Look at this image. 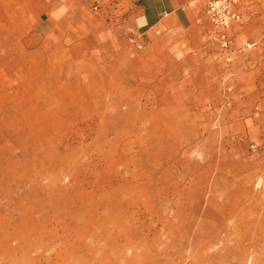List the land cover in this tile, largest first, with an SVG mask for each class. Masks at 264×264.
<instances>
[{
    "label": "rangeland",
    "instance_id": "obj_1",
    "mask_svg": "<svg viewBox=\"0 0 264 264\" xmlns=\"http://www.w3.org/2000/svg\"><path fill=\"white\" fill-rule=\"evenodd\" d=\"M58 5L64 16L51 22L50 9ZM134 6V0H0V264L17 263L8 258L17 247L11 237L24 235L25 227L36 232L30 219L37 214L27 207L18 216L16 202H10L16 184L58 169L65 165L60 158L73 152L82 153L75 175L61 176L55 193L47 190L48 180L39 181L41 194L28 200H38L50 216L58 207L69 215L82 208L84 223H78L79 231L59 227L56 244L45 247L39 264H111L118 248L109 246L114 238L104 235L108 222L101 225L105 217L98 218L90 200L119 188L134 200L124 203L120 196L116 202L124 204L128 226L146 241L144 252L154 253L152 245L166 242L170 227L181 234L194 201L203 203L210 190L220 200L229 188L230 203L264 221L259 32L252 33L249 50L245 42L237 44L238 52L251 54L252 73L236 76L229 89L226 81L233 76L220 73L212 57L191 58L194 50L186 45L154 42L137 28ZM254 12L253 22L264 24V14ZM47 103L65 109L54 132L46 130ZM113 125L121 129L117 139ZM52 148L58 159L50 167L45 157ZM104 215L114 222L118 217ZM47 230L39 224L37 234ZM70 237H81L87 246H68L74 244Z\"/></svg>",
    "mask_w": 264,
    "mask_h": 264
},
{
    "label": "bare ground",
    "instance_id": "obj_2",
    "mask_svg": "<svg viewBox=\"0 0 264 264\" xmlns=\"http://www.w3.org/2000/svg\"><path fill=\"white\" fill-rule=\"evenodd\" d=\"M47 80L51 81V77L47 78ZM50 85L51 83L48 81L47 87ZM107 109V105H102V113H106ZM111 109L113 112H117V105L111 106ZM42 110L51 115L48 119L46 130L54 132L59 124L58 121L61 119L59 116H61L62 110H65L64 107L61 108L57 103L54 105L47 103L42 107ZM43 115L45 114L41 116ZM113 121L118 124L121 121L119 115H116ZM134 125L132 124L131 128ZM101 128V126H98L100 132ZM128 129L130 130V128ZM119 130L121 131L120 127L116 125L111 128L115 139L121 137L119 136L121 134ZM127 132L125 131V133ZM103 135L105 134L102 133L101 140L106 144V138ZM41 137L47 140L50 136L42 134ZM158 142L160 140H157ZM95 146L99 151L101 147L97 144ZM56 154L57 151L53 149L50 151V155L45 157L50 167L58 159ZM81 154L73 152L70 155H63L60 161L66 166L61 164L56 170H54L55 166H53L50 168L52 170L50 172L42 171L38 177L32 178L28 176V179H23L24 183H20V179L16 184L10 198V202L14 200L17 204L15 208L19 211H15L16 214L22 216L27 207L30 208L31 213L37 214V217H31L30 219L31 228L36 229V232L25 227L23 229L24 235L11 237L17 243V247L15 251L8 255V258L13 262L17 260L16 264H39V258L45 252V247L50 244H56L57 229L59 227L64 229L68 227L71 230L79 231L78 223H84L82 208L78 209L79 215H69L67 209L58 207L56 214L53 213L50 216L47 215L48 211L41 207L38 200H28L31 195L41 194L39 181L48 180L49 182L46 186L51 193L60 191L57 190L59 178L61 176L69 177V175H75L77 169L75 165L78 164ZM152 165L154 166V164ZM228 190L229 188H223V193L219 195L220 200L216 199L214 194H212L213 190L209 191V195L203 203L195 200V206L186 229L181 234H178L174 228H168V240L161 244L157 242V244L152 245L156 248L154 253H150L147 250L144 252L148 247L146 246V241L141 239V237L139 238L136 228L128 226L125 221L126 210L124 204L122 208L116 202L117 197L121 196L126 199L124 203L133 204L134 200L129 192L119 188V190H115L111 194L101 193L93 196L90 202H93L92 211H95L98 218L100 216L105 217L101 225L104 221L108 222L104 235L107 238H114L113 240L117 239L115 243L111 239L112 243L108 244L113 249L114 247L115 249L118 248L117 252L113 254V258L110 261L111 264L112 262L113 264H245L247 261L251 264H264V221L259 219L252 220L253 215L243 206L237 207V202L230 203L228 196H226ZM177 210L181 212L183 210L182 205L178 206ZM105 213H114L118 217H116L114 222L111 221L112 218H109L108 215H104ZM44 215H46V219H44ZM198 218L200 219L198 220ZM39 224L42 228L47 227V232L37 234ZM95 226L98 225L95 224ZM71 239L74 240V244L68 243V246H87L83 244L81 237ZM118 239L122 241H118ZM71 252L73 253L74 251ZM159 252H163L162 255H158ZM3 255H5V252L2 251L0 257Z\"/></svg>",
    "mask_w": 264,
    "mask_h": 264
},
{
    "label": "crops",
    "instance_id": "obj_3",
    "mask_svg": "<svg viewBox=\"0 0 264 264\" xmlns=\"http://www.w3.org/2000/svg\"><path fill=\"white\" fill-rule=\"evenodd\" d=\"M134 3V24L137 28L153 37L154 42L162 38L186 45V48L194 50L191 58L212 57L216 60L220 73L225 69L233 76L226 81L229 89L235 88L236 76L239 78L240 75H251V54L238 52L240 47L237 44H251L252 33L257 31L260 34L258 40L264 43V24L257 25L251 19L255 14L254 10H258V14H264V7L254 0H244L242 18L228 32L231 39L229 51H223L219 47L215 30L203 19L204 0H134ZM59 7L50 9L51 22L63 18ZM260 55L264 56V48ZM196 68L198 71L202 68L203 72L202 66ZM231 97H235L234 93Z\"/></svg>",
    "mask_w": 264,
    "mask_h": 264
},
{
    "label": "built area",
    "instance_id": "obj_4",
    "mask_svg": "<svg viewBox=\"0 0 264 264\" xmlns=\"http://www.w3.org/2000/svg\"><path fill=\"white\" fill-rule=\"evenodd\" d=\"M264 7V0H254ZM244 0H204V15L208 24L215 30L216 41L223 51L230 50L229 30L242 18ZM250 44L244 49L249 50Z\"/></svg>",
    "mask_w": 264,
    "mask_h": 264
}]
</instances>
